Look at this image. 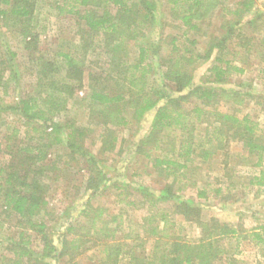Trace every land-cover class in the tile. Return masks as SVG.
<instances>
[{"label": "trees", "instance_id": "16d2710c", "mask_svg": "<svg viewBox=\"0 0 264 264\" xmlns=\"http://www.w3.org/2000/svg\"><path fill=\"white\" fill-rule=\"evenodd\" d=\"M255 3L0 0V88L5 92L17 81L20 53L35 77L34 95L0 107V113L16 112L26 127L25 139H13L16 129L5 138V148L13 151L0 164V207L6 216L17 217L10 241L0 239V264L237 263L227 243L238 241L243 231L216 217L204 218L203 204L184 199L183 193L195 189L197 199L214 196L224 203L229 196L221 198L222 188L241 184L244 190H264V127L249 114L221 110L231 100L247 104L227 83L245 72L251 56L264 73V11L257 14ZM48 15L75 20L76 36L60 40L55 50L40 47ZM218 15L222 20L214 27ZM6 34L16 40L15 48ZM85 61L96 68L86 86ZM198 61L211 65L205 79L194 84ZM72 109L75 119L69 117ZM76 111L85 113L83 125ZM150 112L146 133L126 153L131 175L120 173L115 164L108 167L118 131L145 122ZM90 135L96 151L88 146L94 144ZM232 145L240 149L234 161ZM216 154L227 185L212 187L207 170ZM62 159V168L80 161L86 165L74 193L85 200L74 219L67 208L48 223V176L54 173L57 180ZM240 168L248 172L238 174ZM239 175L244 186L233 180ZM150 177L157 188L146 183ZM105 194L121 205L116 212L92 203ZM178 215L182 221L175 219ZM63 217L69 221L57 229ZM185 224L194 226L198 236L182 235ZM2 228L0 223V233ZM250 235L264 256V224Z\"/></svg>", "mask_w": 264, "mask_h": 264}, {"label": "rangeland", "instance_id": "374dc122", "mask_svg": "<svg viewBox=\"0 0 264 264\" xmlns=\"http://www.w3.org/2000/svg\"><path fill=\"white\" fill-rule=\"evenodd\" d=\"M230 1H239V0H230ZM254 11L259 14L261 11H264V0H256ZM254 11L251 12L252 16L256 15ZM49 25L47 27V34L41 37L40 47L41 49H51L55 50L60 47V40H71L75 37L76 28L74 26L75 20L69 16H60L54 17L48 15ZM47 17V16H46ZM222 17L220 15L216 16L213 26L215 27L219 22H221ZM47 23V22H46ZM212 25H204V29L209 33L213 31L214 27ZM168 33L176 34L177 31L166 29ZM203 40V38H199ZM5 40L9 42L10 46L14 47L16 40L10 35L6 34ZM51 47V48H50ZM15 48V47H14ZM86 66L83 73V84L86 86L89 83V72H93L96 68L93 65H89V61H85ZM211 65L210 62H200L194 64L193 70V81L194 84L202 82L206 77V69ZM29 62L23 57L20 53L19 60H17V73L18 79L13 83L8 85L7 90L3 92L0 88V107H7L16 105V103L25 95L31 96L34 95L35 87V77L31 72L27 71L29 69ZM263 65L259 64L254 57L251 56L248 60V64L245 66V72L241 75H235L229 79L227 84H230L232 89L235 91H240L239 97L236 99L243 98L247 104L238 105L231 101L223 104L221 108L222 111H233L235 109L241 115L249 114L253 119H257L260 123V126L264 127V113L262 108H264V73H262ZM9 73L4 72L2 75V81H5ZM263 77V78H261ZM244 88V90H243ZM246 88V89H245ZM83 89H86L84 87ZM243 93H248L247 95ZM169 94V93H168ZM77 97H81L82 92L76 93ZM260 96V97H258ZM235 99L234 97H231ZM70 104H68V108ZM76 110V109H75ZM78 114L77 123L78 125H83L85 113L82 111H76ZM153 112H150L147 116L145 122L141 123H132L128 129H120L117 133L118 142L115 152L110 154V161L107 162L108 167H112L115 164V167L120 173L128 172L131 175V169L127 167V162L125 161L126 153L132 151L133 144L142 137L150 124ZM69 117L75 119V111L72 109L69 112ZM23 118L19 116L16 112L11 110H5L0 113V164L6 163L8 160V151H13L11 148H5L6 142L5 138L9 135L14 134L13 129H16V142H19L25 139V129L23 125ZM31 137V134H30ZM95 137L90 135L88 140L94 142V144H88L90 149L96 151L97 142L94 140ZM87 140V141H88ZM86 142V141H85ZM23 143H19L22 145ZM12 146V145H11ZM59 149H62V145L58 146ZM240 149L234 145L231 146L230 153L234 156L232 161H234L235 154L238 153ZM10 157V156H9ZM49 159L53 161L54 156H50ZM139 161L138 157L134 158V163ZM64 159L58 164V167L62 169L61 173L58 174L59 177L55 180V174H49V184L51 186L50 194L48 196V211L45 219L50 223L55 219L57 215L62 216L64 209L69 208V213H71L73 219L78 216L80 211V204L85 200V196L82 197L81 193L74 195L76 188L80 187L82 181L83 170L86 165L80 161L78 165H72L67 168L63 167ZM133 163V164H134ZM112 164V165H111ZM247 168H240L239 173H242ZM127 170V171H125ZM206 170L205 167H202V171ZM208 173L211 175L208 177L207 181L211 183L210 186L214 187L216 185H227L226 179L223 176V169H221L219 155H215L214 161L212 160L210 167L208 168ZM248 172V169L246 170ZM205 172V171H204ZM203 172V173H204ZM129 179V178H128ZM150 181L146 179V183H149L150 187L157 188L158 185L155 183V179L150 177ZM234 181H242V185L246 180L244 177L234 176ZM136 182L137 179H132ZM159 181V179H158ZM244 181V182H243ZM138 182V181H137ZM221 195L222 197L229 196L226 202H221L219 198L209 197L206 201L204 199L196 198V190L188 189L183 193V198L187 200H192L195 202H200L203 204V213L204 218L216 217L219 220L228 223L230 226L237 227L241 229L243 234L241 238L237 241L234 238L229 239L227 243L230 245L231 252L236 253L235 259L237 260L236 264H264V256L258 247L255 245V238H253L250 233L253 229L257 228L259 225L264 224V190H257L256 187L244 188L241 184H237L236 187H232L229 190H225ZM71 200V201H70ZM94 205L100 204L108 209V212H116L121 205H117L114 202V197L112 195L105 194L102 197H95L92 200ZM131 210H129L130 212ZM130 215V214H129ZM178 221H182L181 216H174ZM17 217L15 215L6 216L2 208L0 207V223H2L3 228L1 229L0 239L3 241H10V236L13 231L14 225L16 224ZM69 220L66 218H61L60 223L57 226V229L62 228L61 226L66 224ZM182 235H185L186 238H191L198 236V230L191 225L185 224L183 226ZM230 251V250H229ZM84 259V257H83ZM216 264H228L222 261Z\"/></svg>", "mask_w": 264, "mask_h": 264}]
</instances>
